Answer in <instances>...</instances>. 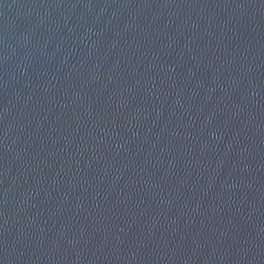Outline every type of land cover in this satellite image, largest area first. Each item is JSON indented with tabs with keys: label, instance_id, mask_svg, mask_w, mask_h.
Returning <instances> with one entry per match:
<instances>
[{
	"label": "water",
	"instance_id": "water-1",
	"mask_svg": "<svg viewBox=\"0 0 264 264\" xmlns=\"http://www.w3.org/2000/svg\"><path fill=\"white\" fill-rule=\"evenodd\" d=\"M0 264H264V0H0Z\"/></svg>",
	"mask_w": 264,
	"mask_h": 264
}]
</instances>
